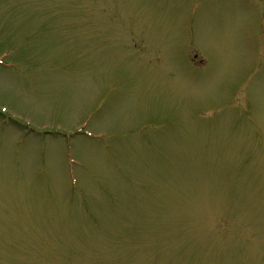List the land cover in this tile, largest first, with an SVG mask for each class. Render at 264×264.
<instances>
[{
    "label": "rangeland",
    "instance_id": "obj_1",
    "mask_svg": "<svg viewBox=\"0 0 264 264\" xmlns=\"http://www.w3.org/2000/svg\"><path fill=\"white\" fill-rule=\"evenodd\" d=\"M0 264H264V0H0Z\"/></svg>",
    "mask_w": 264,
    "mask_h": 264
}]
</instances>
